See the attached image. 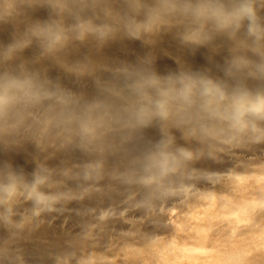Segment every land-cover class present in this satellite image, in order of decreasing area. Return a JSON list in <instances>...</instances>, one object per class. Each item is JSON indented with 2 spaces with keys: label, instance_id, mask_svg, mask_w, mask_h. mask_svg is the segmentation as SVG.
Segmentation results:
<instances>
[{
  "label": "clouds",
  "instance_id": "clouds-1",
  "mask_svg": "<svg viewBox=\"0 0 264 264\" xmlns=\"http://www.w3.org/2000/svg\"><path fill=\"white\" fill-rule=\"evenodd\" d=\"M17 4L47 7L50 16L29 20L11 42L0 43V145L32 143L50 157L78 151L85 160L49 166L46 156L30 176L0 163L5 228L23 229L106 188L126 192L133 207L148 213L204 172L196 162L264 143V0H15L0 9V22L14 19ZM170 33L191 50L216 53L226 43L222 75L180 60L161 74L151 54L134 64L68 58L77 45L97 51L123 39L154 45ZM33 45L38 53L25 58ZM44 61L77 80L89 78L95 96L51 78ZM152 127L159 128L157 140L144 136ZM20 198L30 208L16 221Z\"/></svg>",
  "mask_w": 264,
  "mask_h": 264
},
{
  "label": "bare ground",
  "instance_id": "bare-ground-1",
  "mask_svg": "<svg viewBox=\"0 0 264 264\" xmlns=\"http://www.w3.org/2000/svg\"><path fill=\"white\" fill-rule=\"evenodd\" d=\"M13 2L0 0V9ZM49 16L47 7L17 4L14 19L0 22V43L11 42L29 20ZM37 53L33 45L23 55L31 59ZM149 54L161 74L175 71L180 60L213 76L222 75L229 55L226 43L216 53L203 47L191 50L170 33L154 45L128 39L110 42L99 51L77 45L68 58L91 55L97 61L134 64ZM43 66L63 86L88 98L95 96L89 78L77 80L53 61H44ZM175 134L178 143L184 144ZM144 136L159 139V128L145 130ZM46 156L49 153H39L32 143L0 145V163L7 161L29 176ZM84 160L80 152L69 151L49 156L47 163L60 166ZM194 166L204 172L148 213L133 207L126 192L106 188L23 229L0 224V264H264V143L232 149L219 159H202ZM69 187L75 188L76 182L70 181ZM29 208L30 202L18 199L13 219L19 221Z\"/></svg>",
  "mask_w": 264,
  "mask_h": 264
}]
</instances>
